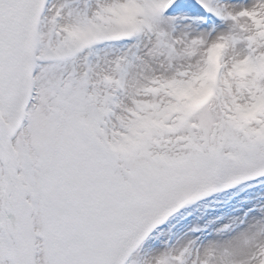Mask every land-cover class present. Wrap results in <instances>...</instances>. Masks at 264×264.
I'll return each mask as SVG.
<instances>
[{"label":"rangeland","instance_id":"obj_1","mask_svg":"<svg viewBox=\"0 0 264 264\" xmlns=\"http://www.w3.org/2000/svg\"><path fill=\"white\" fill-rule=\"evenodd\" d=\"M3 1L5 123L28 46L20 4L29 7L31 0H9L5 7ZM157 1L50 0L37 54L70 55L39 65L27 122L10 143L18 233L34 264H108L134 227L139 205L188 190L196 182L187 177L190 170L207 163L218 179L240 173L243 159H264V0H202L220 21L194 0L178 1L165 14ZM120 26L137 32L74 54L88 31ZM211 86L206 106L187 112ZM1 170L0 164V264H26L9 231V186ZM263 186L261 179L181 210L128 264H256L264 259ZM250 209L252 236L239 238ZM64 224L74 234L62 239ZM182 229L199 231V240L209 234L198 241L189 233L179 248L174 233ZM235 240L239 254L230 246ZM242 256L248 263L238 261Z\"/></svg>","mask_w":264,"mask_h":264},{"label":"bare ground","instance_id":"obj_2","mask_svg":"<svg viewBox=\"0 0 264 264\" xmlns=\"http://www.w3.org/2000/svg\"><path fill=\"white\" fill-rule=\"evenodd\" d=\"M185 1V0H184ZM223 30H220V32H222ZM213 38H214V36H213ZM208 45H209V43H208ZM201 61V60H200ZM211 100V99H210ZM209 100V101H210ZM208 101V102H209ZM207 102V103H208ZM206 103V104H207ZM206 104L204 105V106H202V108H204L205 106H206ZM201 108V109H202ZM263 189H264V186L262 187ZM262 194H264V193H260V195H262ZM13 198H11V199H9V204H10V207H12V209H14L13 208ZM12 211V210H11ZM12 214H13V211H12ZM251 217L253 218V216L251 215ZM251 217H250V221L248 222V223H246V225H247V227L246 228H244V230H241L240 232V234H239V238H249V237H251L252 236V230H253V225H249V223L252 221L251 220ZM14 219V218H13ZM12 218H11V220H13ZM12 225H13V222H12ZM237 234H235L234 236H235V238L236 237H238V236H236ZM234 236L232 235L231 237H233L234 238ZM230 237V238H231ZM188 239V237L185 235V236H180L179 237V240H178V243H179V248H181L182 246H184L185 245V241ZM224 243V242H223ZM231 247H233V248H237L236 249V252L239 254V247L241 246V244H240V242L238 241V240H235V241H233L232 242V245H230ZM224 247H226V245L224 246ZM240 256V255H239ZM238 256V257H239ZM246 257H244V256H242L238 261H242L243 263H248V260H247V262H246Z\"/></svg>","mask_w":264,"mask_h":264}]
</instances>
